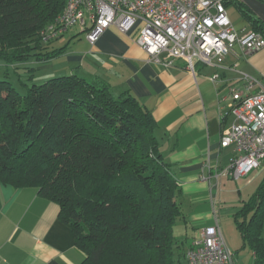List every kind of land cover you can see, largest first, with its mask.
<instances>
[{"label":"trees","instance_id":"1","mask_svg":"<svg viewBox=\"0 0 264 264\" xmlns=\"http://www.w3.org/2000/svg\"><path fill=\"white\" fill-rule=\"evenodd\" d=\"M66 2L0 0V64L21 68L32 81L24 82L23 94L0 79V182L36 188L59 204V218L84 254L80 264H183L182 256L188 264L192 243L182 250L174 232L184 218L180 187L160 149L153 113L100 76L34 80L36 67L28 63L66 49L50 48L57 39L42 36ZM232 3L264 34V21L249 6L225 1L227 8ZM235 220L253 264H264V177Z\"/></svg>","mask_w":264,"mask_h":264},{"label":"crops","instance_id":"2","mask_svg":"<svg viewBox=\"0 0 264 264\" xmlns=\"http://www.w3.org/2000/svg\"><path fill=\"white\" fill-rule=\"evenodd\" d=\"M241 17L243 23L234 24L236 28L254 30ZM136 35V30L126 33L111 26L91 43L84 29L75 26L59 42V47L66 46L60 55L65 60L49 74L106 78L116 94L129 90L153 113L160 149L180 187L181 219L197 237L203 226L215 223L216 213L220 216L212 198L218 200L221 179H234L216 177L230 167L236 154L233 145L221 141L224 128L233 121L232 114H225L227 102L222 97L232 87L245 88L243 73L264 84V48L250 54L236 45L214 64L198 62L192 70L182 59L170 66L150 60ZM59 211V204L41 197L36 188L0 182V264H80L84 254Z\"/></svg>","mask_w":264,"mask_h":264},{"label":"built area","instance_id":"3","mask_svg":"<svg viewBox=\"0 0 264 264\" xmlns=\"http://www.w3.org/2000/svg\"><path fill=\"white\" fill-rule=\"evenodd\" d=\"M226 0H67L64 11L42 32L43 40L65 36L80 26L95 43L111 26L123 32L137 31L136 43L150 60L164 66L182 59L189 69L198 62L214 64L234 50L247 53L264 48V34L239 30L232 22ZM218 75L212 76L216 80ZM245 88H230L222 97L233 121L222 132L223 145H233L236 154L229 168L216 174L240 179L260 169L264 161V84L242 74ZM201 179L206 180L202 175ZM218 205L219 201L212 198ZM188 264H237L224 237L219 212L215 223L203 226L187 251Z\"/></svg>","mask_w":264,"mask_h":264},{"label":"rangeland","instance_id":"4","mask_svg":"<svg viewBox=\"0 0 264 264\" xmlns=\"http://www.w3.org/2000/svg\"><path fill=\"white\" fill-rule=\"evenodd\" d=\"M227 9L229 16L234 24L239 25L243 23L240 11L234 3L230 4ZM62 39L63 38H60L52 42L50 48H58L60 46L59 42ZM63 60H65L64 56H59L53 61H39L34 64L28 63V65H33L36 67L34 80L37 83H41L52 77L49 73H52L53 69L57 68L58 64L60 65ZM64 74L69 73L60 72L55 75ZM26 75L21 68L17 70L15 68V65L0 64V79H7L11 81L12 84L18 89V91L23 94H25L28 89L25 83H32V81L28 80V74ZM263 177L264 161L259 170L254 171L251 174L240 179H225L224 181H222L221 179L218 191L219 203L217 207L220 210L221 226L224 237L226 238L228 245L235 253L237 264H253V252L249 244L244 245L241 232L239 231L235 220V213L242 208L244 201H249L252 196L259 190ZM183 209H187V205H184ZM174 232L178 240L180 241L182 250L184 251L194 241L197 233L193 229H191V227H185L183 219L181 218L178 219L174 227ZM178 253L179 249L176 248L177 258ZM182 258L184 260L183 264H187V262L185 261V257L182 256Z\"/></svg>","mask_w":264,"mask_h":264},{"label":"water","instance_id":"5","mask_svg":"<svg viewBox=\"0 0 264 264\" xmlns=\"http://www.w3.org/2000/svg\"><path fill=\"white\" fill-rule=\"evenodd\" d=\"M256 14L262 21H264V0H241Z\"/></svg>","mask_w":264,"mask_h":264}]
</instances>
